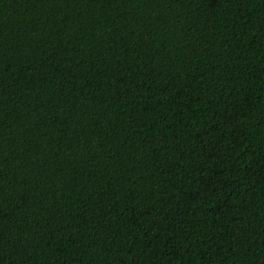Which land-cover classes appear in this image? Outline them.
<instances>
[{
    "label": "trees",
    "instance_id": "trees-1",
    "mask_svg": "<svg viewBox=\"0 0 264 264\" xmlns=\"http://www.w3.org/2000/svg\"><path fill=\"white\" fill-rule=\"evenodd\" d=\"M0 264H264V0H0Z\"/></svg>",
    "mask_w": 264,
    "mask_h": 264
}]
</instances>
